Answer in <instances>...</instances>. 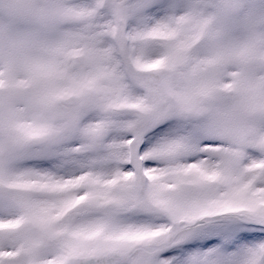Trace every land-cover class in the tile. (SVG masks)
<instances>
[{"label": "snow or ice", "instance_id": "obj_1", "mask_svg": "<svg viewBox=\"0 0 264 264\" xmlns=\"http://www.w3.org/2000/svg\"><path fill=\"white\" fill-rule=\"evenodd\" d=\"M0 264H264V0H0Z\"/></svg>", "mask_w": 264, "mask_h": 264}]
</instances>
